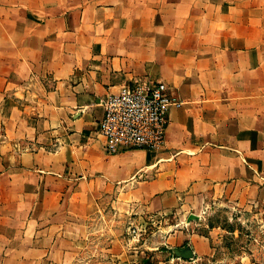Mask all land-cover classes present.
Instances as JSON below:
<instances>
[{
	"label": "crops",
	"instance_id": "0c3cea01",
	"mask_svg": "<svg viewBox=\"0 0 264 264\" xmlns=\"http://www.w3.org/2000/svg\"><path fill=\"white\" fill-rule=\"evenodd\" d=\"M137 80L183 104L157 152L108 153ZM210 203L264 221V0H0V264H264L191 229ZM157 224L163 255L132 252Z\"/></svg>",
	"mask_w": 264,
	"mask_h": 264
},
{
	"label": "built area",
	"instance_id": "2783aa9c",
	"mask_svg": "<svg viewBox=\"0 0 264 264\" xmlns=\"http://www.w3.org/2000/svg\"><path fill=\"white\" fill-rule=\"evenodd\" d=\"M181 100L165 83L133 81L103 101L100 133L108 153L146 150L157 152L165 143L169 109ZM137 231L131 230L137 238Z\"/></svg>",
	"mask_w": 264,
	"mask_h": 264
},
{
	"label": "rangeland",
	"instance_id": "374dc122",
	"mask_svg": "<svg viewBox=\"0 0 264 264\" xmlns=\"http://www.w3.org/2000/svg\"><path fill=\"white\" fill-rule=\"evenodd\" d=\"M178 98L181 100L180 97ZM195 214L191 223V229L213 237V241L220 246L219 250L223 255H234L243 250H258L261 246H264V221L259 218L254 209L252 211L243 210L241 207L228 209L227 205L210 203L202 211ZM169 226L171 225L157 224L145 226L137 234V239L131 245V251L138 252V256H144V254H148L146 250L154 248L150 253L153 255L157 254L155 258H158V255H163L165 248L163 246L156 247L159 244L155 243L159 239L161 242L163 237L169 234L166 232ZM128 236L134 239L132 237L133 234H129Z\"/></svg>",
	"mask_w": 264,
	"mask_h": 264
},
{
	"label": "water",
	"instance_id": "95a60500",
	"mask_svg": "<svg viewBox=\"0 0 264 264\" xmlns=\"http://www.w3.org/2000/svg\"><path fill=\"white\" fill-rule=\"evenodd\" d=\"M174 254L180 256L181 258H186V259L193 257V251L190 246L183 249H175Z\"/></svg>",
	"mask_w": 264,
	"mask_h": 264
}]
</instances>
